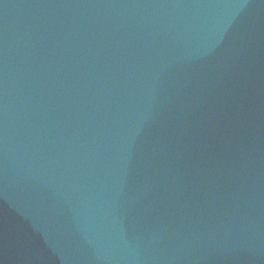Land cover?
Instances as JSON below:
<instances>
[{"label":"water","instance_id":"obj_1","mask_svg":"<svg viewBox=\"0 0 264 264\" xmlns=\"http://www.w3.org/2000/svg\"><path fill=\"white\" fill-rule=\"evenodd\" d=\"M0 264H264V0H0Z\"/></svg>","mask_w":264,"mask_h":264}]
</instances>
